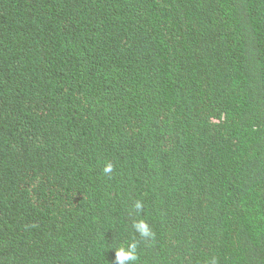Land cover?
<instances>
[{"label":"trees","instance_id":"trees-1","mask_svg":"<svg viewBox=\"0 0 264 264\" xmlns=\"http://www.w3.org/2000/svg\"><path fill=\"white\" fill-rule=\"evenodd\" d=\"M133 241L264 264V0H0V264Z\"/></svg>","mask_w":264,"mask_h":264},{"label":"clouds","instance_id":"clouds-1","mask_svg":"<svg viewBox=\"0 0 264 264\" xmlns=\"http://www.w3.org/2000/svg\"><path fill=\"white\" fill-rule=\"evenodd\" d=\"M113 168L114 165L111 161L106 162L103 167V172L105 174H111L113 172ZM134 207L137 210L142 209L143 202L141 200H137ZM134 228L142 237H154V233L150 225L143 219L135 222ZM137 247V242L133 241L128 243L127 247L121 246L120 248L115 249V264H136V261L138 260ZM207 264H219V260L216 257H211Z\"/></svg>","mask_w":264,"mask_h":264}]
</instances>
